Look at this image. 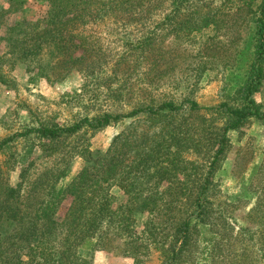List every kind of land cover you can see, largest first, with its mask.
I'll list each match as a JSON object with an SVG mask.
<instances>
[{
  "label": "trees",
  "instance_id": "trees-1",
  "mask_svg": "<svg viewBox=\"0 0 264 264\" xmlns=\"http://www.w3.org/2000/svg\"><path fill=\"white\" fill-rule=\"evenodd\" d=\"M48 1L51 10L40 22L6 26L0 82L12 86L5 70L17 65L49 83L79 72L86 84L104 87L113 99L132 106L127 112L84 115L68 125L40 121L0 140V156L20 139H36L48 156L60 154L28 191L23 186L32 162L20 166L19 181L12 185L8 178L15 160L0 158V264H91L93 252L108 249L135 258L158 251L161 264H264V151L260 162L241 170L245 185L235 193L222 198L213 181L231 145L228 132H239L250 119L264 121V103L253 97L264 82V0H227L201 14V0H112L100 8L90 6L92 0ZM230 2L236 6L229 7ZM164 7L168 12L148 28L152 17L147 15ZM190 7L199 17L196 26L190 18L181 24L178 19ZM5 14L1 9L0 27ZM107 19L122 27L132 24L141 33L124 30L123 54L109 59L111 49L79 28ZM166 22L181 27L179 36L209 28L217 37L228 30V40L201 42L197 53L205 60L194 68L199 77L218 57L231 70L223 101L202 106L188 96L180 101L151 96L167 77L173 80L175 67L190 56L182 49L183 58L178 53L172 57L176 62L167 64ZM140 114L163 127L144 151L129 158L119 146L94 156L83 148L78 154L86 165L67 185H59L76 153L74 146L63 151L69 138ZM242 158L238 153L234 166ZM112 186L130 194L118 209ZM250 201L247 225H238L234 215ZM144 214L138 234L136 217Z\"/></svg>",
  "mask_w": 264,
  "mask_h": 264
},
{
  "label": "rangeland",
  "instance_id": "rangeland-1",
  "mask_svg": "<svg viewBox=\"0 0 264 264\" xmlns=\"http://www.w3.org/2000/svg\"><path fill=\"white\" fill-rule=\"evenodd\" d=\"M112 0H92L90 6L99 7L101 3H109ZM169 0H165L166 4ZM203 6L198 4L200 13H207L216 10L227 0H201ZM11 5L10 0H0V10H6L4 16V24L0 27V53L4 50V37L6 26L15 24L18 21L27 20L30 22H40L48 14L52 7L48 0H15ZM236 6L234 2L229 3V7ZM193 7L189 8L178 19L180 24L190 18L192 26H196L199 17L196 14H191ZM234 8V7H232ZM168 7L164 9L158 8L154 12L155 16H148L150 24L148 28L155 25L161 16L168 12ZM153 14V15H154ZM157 20V21H156ZM112 19L89 22L83 28L94 37H99L103 45L111 49L106 52L107 58L119 56L122 52V36L123 31L132 34L136 33L140 36V32L135 30L136 26L132 24L127 27H122L118 23L113 24ZM148 24V23H147ZM139 27V26H137ZM176 24L166 22L163 25L164 49H167L166 57L172 59L179 53V59L183 58L180 55V50L184 49L190 54L185 61H180L179 66H176L171 75L175 73L172 81L167 77L161 87L154 89L151 96L157 101L174 100L180 101L184 97H189L196 100L202 106H212L224 100V94L227 86V75L231 70H227L222 66L220 59H214V62L207 63L205 69L199 77L195 74L194 68H199L203 64H199V60H205V57L200 58L198 49L202 41L206 38H215L228 40L230 33H214L209 28L193 29L188 35L179 36ZM226 31V30H225ZM127 36V35H124ZM134 37V36H130ZM223 43V42H222ZM228 48V45H225ZM226 50V49H225ZM227 51L224 53L226 54ZM171 54V55H169ZM167 59L168 65L176 62L175 59ZM208 59V58H206ZM200 65V66H199ZM6 71L12 82V86L5 85L0 82V140L10 136L16 132L23 131L26 127L36 125L40 121H52L61 125H68L78 118L101 113L109 112H127L130 110L131 103L126 104L112 98L108 95V91L104 88H97L96 84L87 82L86 78L79 72H72L64 80L55 83H49L43 78H35L31 72L25 71L22 65H17L11 71ZM198 73V72H197ZM199 75V74H197ZM85 85V88L83 86ZM254 99L257 102L264 103V82L261 87L255 92ZM208 118V115L207 117ZM181 120V117H178ZM162 124L152 121L151 118L140 114L138 116L127 118L116 124H111L101 130L91 132L85 130L75 134L65 143V149L68 150L74 146L76 153L72 156L69 162V173L59 180V185H67L86 165V161L78 154L83 148H87L94 156L98 153L103 154L110 151L114 146H119L123 151L124 157H135L141 151H144L152 141L156 140L162 132ZM230 147L221 162L220 167L214 175V183L219 189L222 198L226 194L235 193L239 187L243 188L245 181L242 180V172L248 165L258 163L262 159L264 151V121L250 119L240 131H229ZM117 137L115 142L113 139ZM243 150H242V149ZM241 149V150H240ZM28 150L30 152L28 153ZM74 152V150L72 151ZM241 152L242 163L239 166L235 165V158ZM25 156L24 161L20 165V158ZM58 153L52 156L45 154L42 147L36 139H28L17 141L11 150H8L5 156H0L1 160L10 159V162L15 160V168L9 173V183L16 185L19 181V172L22 166H25L28 161L32 162L26 175L23 191H28L33 180L43 171L51 168L59 161ZM248 162V164H247ZM252 162V163H251ZM8 163L6 166H8ZM21 166V167H20ZM9 168V167H8ZM242 176V177H241ZM244 176H246L244 174ZM110 191L115 195V207L118 209L120 205L127 201L129 193L121 190L117 186H112ZM243 200L245 198H242ZM253 201L246 204V208H241L236 211L234 217L238 225H244L247 221L246 213ZM147 215H138L136 217V225L134 230L138 234L142 233L141 222L146 219ZM162 260L159 257L158 251H153L148 256L132 257L122 254L117 250H98L91 255V264H161Z\"/></svg>",
  "mask_w": 264,
  "mask_h": 264
}]
</instances>
